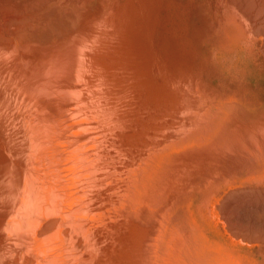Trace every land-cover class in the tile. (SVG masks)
Segmentation results:
<instances>
[{"label": "bare ground", "instance_id": "bare-ground-1", "mask_svg": "<svg viewBox=\"0 0 264 264\" xmlns=\"http://www.w3.org/2000/svg\"><path fill=\"white\" fill-rule=\"evenodd\" d=\"M107 3L108 0H0V101L4 99L6 103H3L6 107L7 102L11 100L9 113L11 114L13 111L17 113V119H12V115H10L13 128L11 129L8 124L10 129L4 130L7 133V138H0V264H98L93 255L97 249L103 250L107 246L109 238L107 234L105 235L107 237L104 236L105 229L108 228V225H112L117 217L113 216L114 214L111 215L113 212L111 197L113 195L108 196L111 189L110 186H107L108 190L110 189L107 190L105 179L112 170L108 167L115 163L113 161L116 157V143L121 141L120 138L116 141L118 139L116 132L119 130L116 128H120V125H115L116 114L110 115V112L116 110L117 105L122 107L120 104L115 105L120 90L116 88L109 76L111 64L107 60L109 56L106 57L107 29L104 25V20L107 17L100 19V13L106 8ZM198 3H200L198 7L201 10L206 9L211 15L210 17L214 21L213 27L221 32L219 40L222 37L227 39L224 49H238L243 53L241 58H247L256 70L264 73V0H198ZM145 13L147 15V11ZM131 22L133 23V21ZM228 31L231 32L230 38L226 34ZM257 42L258 47L255 45ZM125 96L129 98V95ZM124 100L122 98L118 101ZM126 100L131 102L130 99ZM125 102L127 101L123 102L125 105L123 106L130 109L129 103L125 104ZM262 107H255V113L250 115L247 122L242 123L244 127L252 128L249 133H246L247 128L244 129L246 136L252 137L247 136L250 141L245 137L250 143L253 142L252 145H249L250 147L247 145L249 142L243 138L245 133L242 138L239 136L242 134L241 131H244L243 129L238 131L241 132L240 134L231 132H237L238 129H230L229 132L226 130L232 137L238 134L239 137L236 135L234 138L238 137L239 142V138L244 139V145L241 144L243 142L241 140L237 147V143H231L235 139L230 138L231 135L228 136L232 139L229 143L237 147V150L234 149V151L239 152H237L239 157L235 158L236 166L241 167L240 173H249L250 178L244 179L245 182L230 184L229 188L221 193V197L218 193L219 197L215 196V198H224V204L220 211L224 218L226 215L234 220L236 227H231L228 230H233L235 236L240 240L257 245L259 252L264 257V228L258 226L255 229L253 226L252 229L245 228L241 226V223V225L237 223L239 217L242 218L243 215L240 213L241 205L249 206L248 209L250 207L258 208L259 205L264 206V104ZM120 112L118 110L120 116L126 119L124 118L125 112L123 114ZM130 112L132 111L130 110ZM252 115L257 117L255 121L251 120ZM118 122H116L117 125ZM169 130L172 129L169 128ZM168 132L170 131L167 130L166 134ZM173 133L174 129L170 135L168 134L169 137H173ZM118 134L120 136V133ZM128 137L131 139L134 136ZM229 138L226 137L227 141L224 138L219 141L223 144L226 141L228 146H225L228 148ZM237 139L233 142H238ZM144 141L142 142L144 143ZM157 141L159 142V140ZM153 143L155 144V142ZM126 145L128 146V143ZM230 147L228 152L232 150ZM124 148L123 150H126V147ZM218 148L221 149L220 145ZM211 149L213 150V148ZM132 151L134 152L135 149ZM221 151L220 153L227 155V151ZM214 152H216V145ZM235 152H232L231 155ZM215 154L217 155V153ZM215 154L211 157H215ZM218 156L215 157L217 158L215 162L217 163L219 159V163H217L219 166L224 155L223 158H218ZM225 157L230 158V154ZM125 159L130 158L125 157ZM232 160L234 161V158ZM115 161L118 163L119 160ZM226 161L228 160H223L224 164ZM229 162H232L231 159ZM119 164L122 165L121 162ZM229 164L231 165V163ZM217 167L216 170L219 169ZM226 170L228 172L231 169L227 168ZM107 171L109 173L105 175ZM122 171L126 172V170ZM221 171L222 173L226 172L221 169L220 174ZM227 172L226 175L223 174L225 176L231 174V171ZM216 173L213 172L212 175L214 176ZM247 173L246 175H248ZM104 175L105 178H103ZM236 176L235 178H237ZM257 176L262 178H257ZM186 180L188 179L186 178ZM169 183L172 185L171 181ZM127 195L128 193L125 196ZM126 199L123 201H127ZM116 202L115 204H117ZM154 202H156V198ZM216 202L214 203L215 207ZM126 203L130 205L129 201ZM123 206L127 207V210H133L132 208L128 209L126 204ZM133 208L136 210L134 212H138L136 207ZM241 208L244 210V205ZM156 212L158 211L156 210ZM155 214L152 216H156ZM112 216L116 218L113 219ZM126 216L128 217V215ZM261 218L263 217L261 216ZM247 219H245L246 222ZM118 220L120 217L115 221ZM229 220L225 219L224 221ZM249 221L251 220L249 219ZM121 224L122 222L119 227ZM120 228L122 229V226ZM231 236L233 237L234 234ZM235 236L234 238H236ZM178 247L180 248V246ZM96 258L99 259V257Z\"/></svg>", "mask_w": 264, "mask_h": 264}, {"label": "rangeland", "instance_id": "rangeland-1", "mask_svg": "<svg viewBox=\"0 0 264 264\" xmlns=\"http://www.w3.org/2000/svg\"><path fill=\"white\" fill-rule=\"evenodd\" d=\"M131 1L108 0L106 8L100 13V19L107 17L104 20L107 29L105 38L106 57L109 56L107 60L111 64L110 70L113 73L112 75L109 71V76L116 88L120 90L115 105L120 104L125 108L123 102L127 101L129 104L127 102L125 104L127 103L130 109L126 106L127 108L123 111L126 119H123L118 113V110L119 112L123 110L119 105H117L116 110L110 112V115L112 113L116 114L115 125H120V128L115 126L116 129H119L116 132V138H118L116 141L119 138L121 141L116 143L115 156L117 158L114 157L115 160L119 161L117 163L114 160L115 163L110 164L108 168L115 170L113 172L107 169L110 173L109 171L105 173V175L109 173L105 181L107 182L106 188L110 186L111 189L108 196H114L111 197V205H114L111 207L113 209L111 215L114 214L113 216L117 217L112 216L113 219L120 217V220L115 221L116 219H114V223L108 225V228L105 229L104 236L107 234L109 238L107 239L106 249H97L93 255L94 258L98 264H264V257L259 252L257 245H251L240 240L235 236L233 230H228L231 227H236L234 220L228 216L226 217V215L224 218L220 211L224 204V198H215L218 193L221 197V193L226 191L230 184L245 182L250 178L249 173L246 172L248 175L240 173L241 167L236 166L235 158L239 156L238 151H235L241 140L243 141L241 144L244 145L245 137L249 136H246V133H249V130L252 129L244 127L242 123L247 122L250 115L255 113L257 106L263 108L264 73L256 70L247 58H241L243 53L239 52L238 49H224L227 39L222 37L219 40L221 32L213 27L214 21L208 11L206 9L201 10L198 7L200 4L198 0ZM226 34L230 38L231 32L228 31ZM255 45L258 47V42ZM150 46L154 49H151ZM124 64L128 65H126L127 68ZM127 92L128 94H125ZM123 94L129 95V98L123 96ZM121 97L125 100L118 101L122 99ZM126 99H130L131 102ZM10 101L7 102L6 107L4 105L6 101L4 102V99L0 101L1 139L7 138L5 129L13 128L10 115H12V119L17 117V113L13 110L11 114L9 113ZM119 107L122 109L120 110ZM137 111L139 112L138 115ZM130 113L131 115H129ZM8 114L9 116H7ZM255 118L257 119L252 115L251 120L255 121ZM7 121L9 122L7 123ZM117 121L120 124L118 122L117 125ZM2 125L3 128H6L3 129ZM169 128L174 129L173 137L170 136L171 139L169 135L172 130H169ZM245 128H247V132L244 130ZM230 129H238L237 132H231L233 134L242 132L239 136L242 138L245 135L244 139L239 138V142L237 139L238 134H235V136H238L237 138L232 137L231 134V136L228 135ZM242 129L244 131L238 132ZM167 130L170 131L168 132L169 135L166 134ZM142 131L143 133H141ZM154 132L159 135H155ZM118 133H120V136ZM243 133L245 134L243 135ZM128 136L134 137L130 139ZM228 136L234 138L233 141L238 140L239 143L231 142L233 144L237 143V147L229 143L232 139ZM226 137L230 139L227 142L229 147L231 145L230 149L232 148L230 152H235L237 156L235 153L231 155L232 152H228L229 147H226L228 146L226 145ZM223 138L226 140L225 144L219 141ZM133 140L135 145L132 143ZM126 143H128V146ZM249 143H247L248 146L252 145L253 142ZM215 145L216 152H214ZM217 145L218 147L220 145L221 149ZM222 145L226 146L221 147ZM124 147H126V150H123ZM133 149H135L134 152ZM234 149L236 150L234 151ZM211 150L214 154L219 155L218 158L224 157L223 160H228L226 164L220 158L222 163L220 162L218 166L219 159L216 163L217 158L215 157L217 155L211 157L214 155L213 153L210 154ZM220 150H222L221 152L227 151V155H225L226 153H220ZM228 153L230 158L225 157L229 156ZM234 155L235 157H233ZM122 157L124 161L120 159ZM125 157L130 159L126 160ZM227 158L231 159L232 162H229ZM120 162L122 165L119 164ZM217 166L219 169L216 170ZM227 168L231 169L228 170V172L231 171V174L225 176ZM221 169L226 171H223L225 175L222 171L221 174L219 173ZM122 170H126V172ZM232 170L235 172H232ZM213 172L216 173L214 176L212 175ZM218 173L219 176H217ZM105 175L103 178H105ZM221 175L225 177H221ZM228 177L231 179L229 180ZM186 178L188 179L187 182L185 181ZM257 178L262 177L257 176ZM244 179L246 180L244 181ZM170 181L172 185H170ZM102 185L105 190L103 181ZM126 192L128 197L125 196ZM138 193L141 194L137 195ZM122 194L123 196H121ZM155 198L156 202H154ZM210 198H212V201ZM125 199L127 201L124 202ZM128 201L130 205L126 203ZM214 201L217 203L216 207ZM146 203L148 206H146ZM122 204H126L128 209L132 208L133 210H127V207ZM243 205L244 210L241 208ZM243 205L240 207V210H242L240 213L243 215L242 218L239 217L240 220L238 219L237 223H241L242 225H240L245 228L252 229L254 227L253 229H255L257 226L264 228V206L259 205L258 208L250 207L248 209L249 206ZM133 207H136L138 212H134L136 210ZM252 208L253 210H251ZM257 210L258 212H256ZM126 211L128 214L125 213ZM153 213H156L157 217L152 216ZM165 217L166 219H164ZM218 218L220 219L217 220ZM223 219H230L231 221L226 222ZM245 219H247V222ZM121 222L124 231L120 228L121 226L119 227ZM176 234L179 235L176 236ZM231 234H234L239 240L234 236L232 237ZM96 257H99L100 260Z\"/></svg>", "mask_w": 264, "mask_h": 264}]
</instances>
